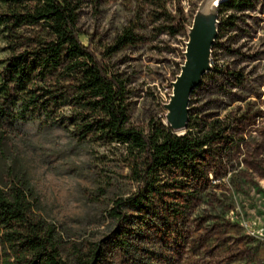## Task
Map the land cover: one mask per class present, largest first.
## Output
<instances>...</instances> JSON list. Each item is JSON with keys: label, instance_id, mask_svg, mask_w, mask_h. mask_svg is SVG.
Here are the masks:
<instances>
[{"label": "rangeland", "instance_id": "1", "mask_svg": "<svg viewBox=\"0 0 264 264\" xmlns=\"http://www.w3.org/2000/svg\"><path fill=\"white\" fill-rule=\"evenodd\" d=\"M72 1L83 42L104 51L127 27L144 37L114 54L110 65L127 81L128 125L147 131L151 121L166 124L164 106L184 62L187 30L204 0L166 3L167 11L179 6L185 15V35L177 36L160 33L162 21L152 0ZM251 4L240 12L218 10L211 49V66L242 74V83L218 80L224 94L216 95L215 79L205 80L189 103L195 117H228L241 140L238 162L215 164L218 177L209 174V182L199 188L186 225L178 227L177 245L159 231L142 232L137 264H151L146 257L164 264H264V0ZM8 57L0 38V62ZM11 183L30 193L37 214L65 242L100 243L101 264L135 263L125 261L114 246L116 225L107 216L115 199L135 190L123 146L78 140L71 127L13 119L0 138V186Z\"/></svg>", "mask_w": 264, "mask_h": 264}, {"label": "trees", "instance_id": "2", "mask_svg": "<svg viewBox=\"0 0 264 264\" xmlns=\"http://www.w3.org/2000/svg\"><path fill=\"white\" fill-rule=\"evenodd\" d=\"M168 1L152 0L159 11L156 19L162 21L160 33L185 35L183 10L167 11ZM251 6V0H227L218 10L240 12ZM77 9L72 0H0V38L9 52L0 62V138L14 119L71 127L78 140L123 146L135 190L115 199L107 216L116 225L114 246L125 261L137 264L145 230L159 231L177 245L178 227L186 225L199 188L209 182V174L218 177L213 167L219 161L229 167L238 162L241 140L227 116L214 114L209 121L204 114L195 117L191 108L183 135L160 120L151 121L147 131L130 127V91L110 59L144 37L127 27L101 51L82 41ZM229 78L236 85L243 80L240 73L214 66L199 87L215 79L214 93L223 95L217 82ZM29 196L14 183L0 186V264L102 263L100 243L65 242L37 214ZM145 261L164 264L150 257Z\"/></svg>", "mask_w": 264, "mask_h": 264}, {"label": "water", "instance_id": "3", "mask_svg": "<svg viewBox=\"0 0 264 264\" xmlns=\"http://www.w3.org/2000/svg\"><path fill=\"white\" fill-rule=\"evenodd\" d=\"M225 1L204 0L187 30L184 62L172 83L169 102L164 106L167 111L164 125L175 133L186 130L191 95L201 85L203 77L212 71L211 49L218 35V8Z\"/></svg>", "mask_w": 264, "mask_h": 264}, {"label": "bare ground", "instance_id": "4", "mask_svg": "<svg viewBox=\"0 0 264 264\" xmlns=\"http://www.w3.org/2000/svg\"><path fill=\"white\" fill-rule=\"evenodd\" d=\"M180 133L182 132V131H179ZM176 133H178V132H176ZM180 133H178V134H180Z\"/></svg>", "mask_w": 264, "mask_h": 264}]
</instances>
